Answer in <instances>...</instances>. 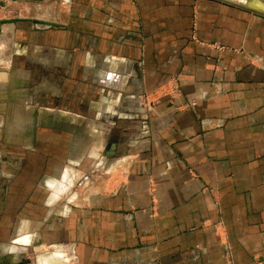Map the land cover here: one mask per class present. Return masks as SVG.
I'll return each instance as SVG.
<instances>
[{"label": "crops", "instance_id": "crops-1", "mask_svg": "<svg viewBox=\"0 0 264 264\" xmlns=\"http://www.w3.org/2000/svg\"><path fill=\"white\" fill-rule=\"evenodd\" d=\"M51 2L2 71L0 148L33 146L42 96L76 129L43 204L0 171V264H264V0Z\"/></svg>", "mask_w": 264, "mask_h": 264}, {"label": "rangeland", "instance_id": "rangeland-1", "mask_svg": "<svg viewBox=\"0 0 264 264\" xmlns=\"http://www.w3.org/2000/svg\"><path fill=\"white\" fill-rule=\"evenodd\" d=\"M51 6V0H0V49L5 47V54L0 55V77L6 76V73L4 74L2 72L3 69L9 71L12 70V61L17 54V52H14V46H16L15 44L18 35L21 34L20 31L27 32L28 23L36 24L32 22L33 19L47 20L48 18H54L55 12L52 11L53 9L51 10ZM39 30L40 27L37 26L36 31ZM3 41H8V49L6 47L7 44H5ZM20 54L23 58L26 56V53L24 52H20ZM9 71L8 73L10 74ZM10 103L12 102H9V104ZM35 106L37 107L38 117L37 128H22L21 130V133L23 135L25 133L27 138H29V132L35 131L36 137L35 142L32 143L33 146L22 147L19 159H13V150L11 148H0V171L6 173H15V176H17V173L20 172L18 174L20 175L19 184L21 190H24L25 192L32 190L33 187L32 183L29 186L28 182H26L28 180V174L30 172L31 174L32 172L35 173V177L37 178L36 200L37 205L39 206L44 203L45 199V186L43 184L45 178L49 179L52 177L53 181H57V185L61 179L63 170L68 164L67 154L69 152H67V146L69 145V137L71 136V133L68 131H74L76 128L50 129L42 127V124H39V119L41 118L39 113H41V110L45 109L44 96L37 100ZM4 110L5 109L0 108V142L4 141L11 143L13 138L8 136L10 129L3 128V125H6L9 122L11 123L13 118L10 115L6 116ZM81 129L82 128L79 129V132H81ZM19 184L17 181L15 182V186H18ZM9 186L12 188L13 183L10 182ZM77 188L79 189V185L75 184V189ZM64 196L67 195L65 194ZM39 210L40 208H38V211ZM37 214L39 215V218L41 212H38Z\"/></svg>", "mask_w": 264, "mask_h": 264}, {"label": "water", "instance_id": "water-1", "mask_svg": "<svg viewBox=\"0 0 264 264\" xmlns=\"http://www.w3.org/2000/svg\"><path fill=\"white\" fill-rule=\"evenodd\" d=\"M18 20V19H17ZM17 20H15V21H17ZM23 20H26V19H23ZM28 20H30V19H28ZM32 22H34V23H38V24H41V25H50V26H56V24L55 23H53V22H49V21H45V20H38V19H36V20H32ZM1 24V23H0Z\"/></svg>", "mask_w": 264, "mask_h": 264}, {"label": "bare ground", "instance_id": "bare-ground-1", "mask_svg": "<svg viewBox=\"0 0 264 264\" xmlns=\"http://www.w3.org/2000/svg\"><path fill=\"white\" fill-rule=\"evenodd\" d=\"M38 24V23H37Z\"/></svg>", "mask_w": 264, "mask_h": 264}]
</instances>
